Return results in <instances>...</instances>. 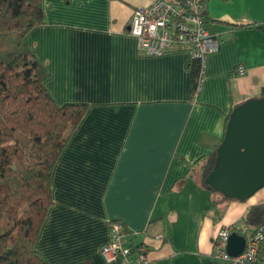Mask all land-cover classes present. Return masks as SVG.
I'll use <instances>...</instances> for the list:
<instances>
[{"label": "crops", "instance_id": "0c3cea01", "mask_svg": "<svg viewBox=\"0 0 264 264\" xmlns=\"http://www.w3.org/2000/svg\"><path fill=\"white\" fill-rule=\"evenodd\" d=\"M154 1L43 0L44 22L25 36L56 104L87 105L52 171L35 244L48 264H119L100 253L111 219L146 245L147 264H232L214 256L218 232L264 202V188L243 201L206 190L193 169L233 107L264 96V0H206L220 43L194 98L187 51L141 55L128 33L133 8Z\"/></svg>", "mask_w": 264, "mask_h": 264}, {"label": "trees", "instance_id": "16d2710c", "mask_svg": "<svg viewBox=\"0 0 264 264\" xmlns=\"http://www.w3.org/2000/svg\"><path fill=\"white\" fill-rule=\"evenodd\" d=\"M42 1L0 0V264H48L35 244L53 204L52 171L87 110L82 103L56 104L45 87L46 69L25 43L26 34L44 22ZM187 66L194 98L203 67L195 58ZM216 147L193 166L201 186L212 192L204 178ZM243 222L264 228V202L250 206Z\"/></svg>", "mask_w": 264, "mask_h": 264}, {"label": "built area", "instance_id": "2783aa9c", "mask_svg": "<svg viewBox=\"0 0 264 264\" xmlns=\"http://www.w3.org/2000/svg\"><path fill=\"white\" fill-rule=\"evenodd\" d=\"M128 33L136 40V50L141 55L158 56L173 51H187L190 58L200 61L204 67L205 56L215 51L220 43V35L207 27L206 0H182L171 3L165 0L133 8L128 25ZM238 75L246 69L237 65ZM200 84L195 96L200 89ZM236 231L245 238L242 252L231 256L227 252L228 237ZM123 222L108 221V239L101 246L100 253L105 262L119 264H147L145 244L131 246L129 234ZM160 238V236H156ZM214 256L228 260L232 264H264V228L250 229L246 224L224 227L213 242Z\"/></svg>", "mask_w": 264, "mask_h": 264}, {"label": "water", "instance_id": "95a60500", "mask_svg": "<svg viewBox=\"0 0 264 264\" xmlns=\"http://www.w3.org/2000/svg\"><path fill=\"white\" fill-rule=\"evenodd\" d=\"M204 182L226 199L243 201L264 187V96L233 107ZM245 238L230 233L227 252L240 254Z\"/></svg>", "mask_w": 264, "mask_h": 264}, {"label": "rangeland", "instance_id": "374dc122", "mask_svg": "<svg viewBox=\"0 0 264 264\" xmlns=\"http://www.w3.org/2000/svg\"><path fill=\"white\" fill-rule=\"evenodd\" d=\"M264 188V187H263ZM214 193H217V195H221L220 193H218V192H214Z\"/></svg>", "mask_w": 264, "mask_h": 264}]
</instances>
